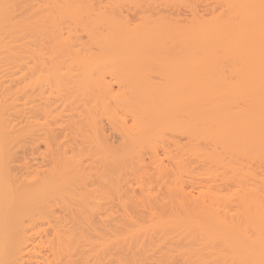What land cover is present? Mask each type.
<instances>
[{"label":"bare ground","instance_id":"bare-ground-1","mask_svg":"<svg viewBox=\"0 0 264 264\" xmlns=\"http://www.w3.org/2000/svg\"><path fill=\"white\" fill-rule=\"evenodd\" d=\"M44 1H0V264H264V233L235 239L259 222L234 214L226 246L203 226L208 203L186 187L189 145L177 140L192 133L193 108L195 134L210 119L223 143L241 134L250 152L264 149L263 97L215 107L219 93L264 94V0H220L187 24L109 14L127 0ZM169 49L221 54L232 76L166 64L148 80L142 60ZM139 61L145 82L126 80ZM222 81L234 88L210 89ZM23 142L44 143L46 164L17 157Z\"/></svg>","mask_w":264,"mask_h":264},{"label":"rangeland","instance_id":"rangeland-1","mask_svg":"<svg viewBox=\"0 0 264 264\" xmlns=\"http://www.w3.org/2000/svg\"><path fill=\"white\" fill-rule=\"evenodd\" d=\"M0 1H2L3 3L7 2V4H15L14 6L20 8L27 5H33L43 0ZM46 1L47 0H45L44 2ZM88 1L93 3L94 6L95 4H97L95 7H99L101 9H104L105 7L107 8L109 6L113 7L112 4H116L115 1V3L111 4V0ZM122 2L124 1H121L120 3ZM120 3H118V8V5L114 6V8L111 9L109 7V14L113 13L114 11V15H116L118 10H121L123 7L122 13L120 12V15L122 14L123 16H126L128 23L130 20L134 24H139L145 17L156 19L163 16L171 19H177L181 23L187 24L196 16H202L203 14L208 15L213 11H217L218 13L219 11H222V6H224L222 5L220 0H127V2L124 3L125 5L122 3L123 5H121V8ZM123 16H120V18L124 19ZM124 22H126V20ZM72 26V30L82 38L81 41L83 43H87V33L83 31L82 28L81 30L80 27L78 28L74 25ZM67 29L68 27L66 26L65 30ZM102 30L103 29H101L100 31ZM169 52L170 49L167 52L168 54L160 53L161 55H156L153 58L145 57L142 60V64L144 66L141 69V73L144 74L148 80L162 81L159 69H162V66L166 64H169L167 67L168 73H173L175 70L180 68H187L188 70H191L200 67L203 68L204 65H214L223 72L221 74L232 76L229 68L231 67L233 62L230 59H226L221 54L206 56L197 51H194L191 53L187 52L182 53L181 55H176L173 54L175 52ZM140 63L141 61H139V63H130L129 66L126 67V71L124 73L126 75V80H139L145 82L142 76L137 72ZM113 82L116 83L118 81L113 80ZM230 82L232 81H222L219 83L209 82L208 84H214L216 86L210 89H232L234 87L227 86H233V84L226 86V84H229ZM199 83L200 82H195L193 84L195 85ZM243 89H250V86H243ZM255 89H264V86H256ZM216 95L220 97V100H218L219 103L217 104H221H216L215 107L219 108L221 105L223 107L225 105L226 109L230 110L231 108L232 111L243 107V105V108H245V106H247L246 104H249L251 98L253 99V96L255 99L257 98L256 101L259 100V97L264 98V94L233 95V93L228 92L225 94L219 93ZM196 119V114L193 113L192 108L190 115V128L192 129V133L189 134L188 139L187 137L184 139H181L183 137H179L180 139H177L182 140L183 143L184 141H187V144L189 145V155L187 161L189 162V172L188 178L185 179V183L187 182L186 187L188 186L187 189L189 190V193L192 192V194L190 193L191 196L194 195L195 197H197L201 195L204 201H206L205 204H209H207V206L205 207V212H210L207 214L205 213L203 226L208 230L212 229L210 232L211 236L215 232L213 238L215 237V242H217L219 246H226L227 243L231 241L230 238H235L232 237L235 232L232 230L230 225L236 218L234 214L238 213L237 219H240L241 217L244 218V214L247 222H259V225L248 223V225L246 224L242 226L247 227V233L236 234V240H239L242 243H246L248 241V239H246V236L252 235L254 232H256L257 234L264 233V149L260 150L261 152L258 151L257 153H253V151L250 152V149H246V146L248 147V144L245 142L243 143L241 134H237L234 137L236 138V142L234 144L233 142L232 144H226V142L223 143L222 138L218 134H216L213 128H210L211 123L208 122L210 119L207 121L205 126H202V130L195 134ZM235 140L233 139L232 141ZM45 146L46 145L44 143H41L40 145H38V148L40 149H37L36 145L32 146V143L30 142L29 145L27 142H23L17 149V151L19 150L17 157L21 159L25 155V158L27 157V160L30 162V164L34 166L46 164ZM253 199H257V202L259 201V206L257 207L256 205V207L252 208L254 213H249V211L251 212L252 210L249 208V203ZM192 200L191 202L192 204H194V199ZM207 208H209V210H207ZM212 211L214 215H217L220 218L219 222L217 220V222L214 221V217H211Z\"/></svg>","mask_w":264,"mask_h":264}]
</instances>
